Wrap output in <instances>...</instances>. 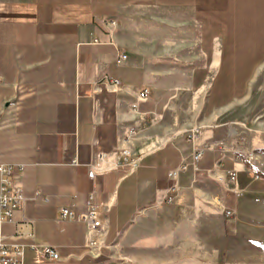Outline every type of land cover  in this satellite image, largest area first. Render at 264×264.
Wrapping results in <instances>:
<instances>
[{
  "label": "crops",
  "instance_id": "obj_1",
  "mask_svg": "<svg viewBox=\"0 0 264 264\" xmlns=\"http://www.w3.org/2000/svg\"><path fill=\"white\" fill-rule=\"evenodd\" d=\"M262 70L264 0H0V164L24 166L26 198L0 236L24 264H264V179L245 163L264 173ZM192 127L210 148L171 179ZM122 150L139 160L127 176ZM101 151L110 170L91 181ZM92 190L93 248L84 223L58 220Z\"/></svg>",
  "mask_w": 264,
  "mask_h": 264
},
{
  "label": "built area",
  "instance_id": "obj_2",
  "mask_svg": "<svg viewBox=\"0 0 264 264\" xmlns=\"http://www.w3.org/2000/svg\"><path fill=\"white\" fill-rule=\"evenodd\" d=\"M125 59L126 57L123 56ZM149 90H144L140 94L142 99L148 97ZM134 131L131 132L133 134ZM237 134V133H235ZM201 136V129L199 127H192L185 133V140L190 146L191 154L188 158L190 164L182 162V164L174 171L169 172L168 177L177 179L180 175L186 173L190 166L197 170L198 164L202 161L205 153L210 148V145H198ZM107 159V154L104 152L96 153L92 164L90 165L88 177L91 181L95 180V175L98 171L104 172L110 170V167H105L104 163ZM248 162L256 160V155L250 153L246 156ZM73 165H77V161H72ZM139 166V160L133 156L129 150H122L118 153V158L113 163L112 168H116L127 176L134 172ZM23 165H3L0 164V226L5 223H13V212L25 205L26 198L22 186L16 182V177L23 176ZM229 183L235 186L237 174L229 172L227 174ZM176 191V188H172ZM236 198L240 197L237 191H234ZM96 192L92 190L89 193L88 202L82 211H75L69 208H61L58 210V220L61 221H77L84 223L88 229V239L90 247H97L100 242L99 229L102 226L103 209L95 202ZM172 198L168 199L171 203ZM228 216L233 215V211H227ZM38 252V255L43 261H56L59 259L58 253L51 248H41L36 245L31 246ZM0 264H24V251L21 245H8L0 236Z\"/></svg>",
  "mask_w": 264,
  "mask_h": 264
},
{
  "label": "rangeland",
  "instance_id": "obj_3",
  "mask_svg": "<svg viewBox=\"0 0 264 264\" xmlns=\"http://www.w3.org/2000/svg\"><path fill=\"white\" fill-rule=\"evenodd\" d=\"M249 93H250V96L257 101L258 109L261 108V106L264 102V70L260 71V73L256 76L255 80L252 82ZM257 171L260 172L259 170H257ZM262 174H264V173H262ZM259 178H261V177H259ZM262 179H264V178H262ZM175 261H176V255L170 254L169 255V264H172V262H175Z\"/></svg>",
  "mask_w": 264,
  "mask_h": 264
},
{
  "label": "trees",
  "instance_id": "obj_4",
  "mask_svg": "<svg viewBox=\"0 0 264 264\" xmlns=\"http://www.w3.org/2000/svg\"><path fill=\"white\" fill-rule=\"evenodd\" d=\"M245 163L247 164V167L255 174L257 177L264 178V174L258 172L247 160H245Z\"/></svg>",
  "mask_w": 264,
  "mask_h": 264
}]
</instances>
